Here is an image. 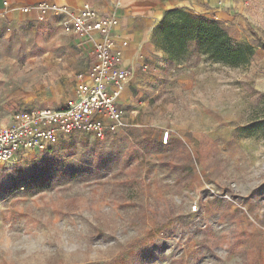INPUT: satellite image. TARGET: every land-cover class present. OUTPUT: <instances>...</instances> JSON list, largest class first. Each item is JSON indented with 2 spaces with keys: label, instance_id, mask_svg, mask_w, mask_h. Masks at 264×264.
Segmentation results:
<instances>
[{
  "label": "rangeland",
  "instance_id": "1",
  "mask_svg": "<svg viewBox=\"0 0 264 264\" xmlns=\"http://www.w3.org/2000/svg\"><path fill=\"white\" fill-rule=\"evenodd\" d=\"M239 20L248 63L163 51L125 128L0 163V264H264V0ZM84 64L60 25L1 30L0 125L64 106Z\"/></svg>",
  "mask_w": 264,
  "mask_h": 264
},
{
  "label": "built area",
  "instance_id": "2",
  "mask_svg": "<svg viewBox=\"0 0 264 264\" xmlns=\"http://www.w3.org/2000/svg\"><path fill=\"white\" fill-rule=\"evenodd\" d=\"M241 1L249 4L251 0ZM32 10L39 21L50 15L66 16L60 23L61 30L91 43L92 62L78 76L75 93L64 106L19 110L11 123L0 125V163L10 162L23 150L54 146L74 133L103 139L126 127V109L120 99L133 70L123 63L121 47L127 42H120L115 34L118 15L112 12L100 16L87 4L79 10L48 2L24 8L26 12ZM169 137L167 131L163 142Z\"/></svg>",
  "mask_w": 264,
  "mask_h": 264
},
{
  "label": "crops",
  "instance_id": "3",
  "mask_svg": "<svg viewBox=\"0 0 264 264\" xmlns=\"http://www.w3.org/2000/svg\"><path fill=\"white\" fill-rule=\"evenodd\" d=\"M40 2L68 5L74 10H79L87 4L100 16L112 12L118 15L119 23L115 34L120 42H127L126 46L121 47L123 63L133 70L120 99L125 109L135 105L139 107L135 93L151 88L150 78L153 79L156 65L163 64L164 53L157 45L155 29L169 10L181 8L198 16L216 19L226 25L232 21L239 22V15L246 9V4L241 0H0V31L16 30L34 21L39 22L34 10L26 12L24 8ZM64 19V15H50L40 22L55 26L60 25ZM66 38L73 41L85 57L82 71L79 70L76 75L78 81V76L85 73L92 62V45L72 34L66 33Z\"/></svg>",
  "mask_w": 264,
  "mask_h": 264
},
{
  "label": "trees",
  "instance_id": "4",
  "mask_svg": "<svg viewBox=\"0 0 264 264\" xmlns=\"http://www.w3.org/2000/svg\"><path fill=\"white\" fill-rule=\"evenodd\" d=\"M155 36L162 39L160 48L167 55L180 56L189 42H196L209 59L230 67L248 63L254 53L253 46L237 41L216 19L181 8L166 13L155 29Z\"/></svg>",
  "mask_w": 264,
  "mask_h": 264
}]
</instances>
